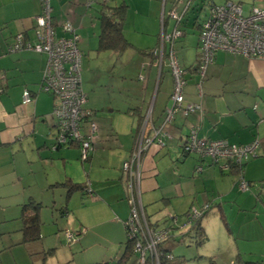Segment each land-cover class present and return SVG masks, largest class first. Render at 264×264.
<instances>
[{
    "label": "crops",
    "instance_id": "0c3cea01",
    "mask_svg": "<svg viewBox=\"0 0 264 264\" xmlns=\"http://www.w3.org/2000/svg\"><path fill=\"white\" fill-rule=\"evenodd\" d=\"M223 1L50 0L57 34H63L61 25L69 21L78 36L85 106L93 111L97 125L94 149L81 162L76 144L53 148L51 112L56 99L39 90L47 55L8 50L16 33L36 40L34 18L41 12V2L0 0V255H7L5 264L43 260L68 264L87 251L92 252L84 257L88 263L119 260L127 246L123 222L129 214L122 165L140 132L153 140L164 132L169 135L162 147L152 142L142 155L140 199L151 223L164 225L165 212L183 215L193 204L212 201L216 209L207 211L199 222L204 235L218 214L223 221L227 217L229 224L236 214L238 223L230 224L231 231L234 235L238 231L243 241L232 254L212 264L237 257L264 261V58L218 50L202 76L196 70L199 24L209 5ZM250 1L264 6V0ZM120 7L126 48L98 50L101 13ZM173 9L181 15L182 34L173 42H164V50L172 47L184 67V103H197L201 109L186 115L177 111L165 123L172 76L167 59L159 64L152 50L177 25L170 15ZM119 65H124L123 71L111 70L108 83L103 80L97 85L99 67ZM128 78L129 85L119 84ZM199 82L200 92L196 89ZM25 88L32 100L23 103ZM192 125L207 139L259 142L256 154L243 166L242 177L250 182L249 190L239 189L235 167L223 168L224 161L212 164L182 151ZM197 165L200 171H195ZM86 182L88 188L83 190L81 185ZM29 201L40 203L41 226L38 239L23 241L21 208ZM183 220L180 217V225ZM69 221L82 230L72 243L62 234V225ZM192 233L187 226L175 227L161 247L173 254L177 242Z\"/></svg>",
    "mask_w": 264,
    "mask_h": 264
},
{
    "label": "built area",
    "instance_id": "2783aa9c",
    "mask_svg": "<svg viewBox=\"0 0 264 264\" xmlns=\"http://www.w3.org/2000/svg\"><path fill=\"white\" fill-rule=\"evenodd\" d=\"M41 12L34 18L37 38L35 41L26 40L23 33H16L9 51L33 50L47 55L39 90L51 93L55 99L52 109L55 135L53 148L68 145L73 142L79 147V158L85 162L94 149L97 125L93 119V111L85 106L86 94L81 87V59L77 41L78 36L69 21L61 25L62 35H58L51 21L50 0H40ZM170 15L179 24L181 15L174 9ZM182 34L177 25L171 33L164 35L159 44L152 50L159 64L164 58L172 76V92L170 104L165 108L164 122L172 120L178 111L182 115L201 109L197 103H184L183 88L185 85L184 70L178 62L175 50L170 47L164 50V42H173ZM224 50L232 54H241L246 57L264 58V6L251 5L248 13H243L240 2L225 0L220 4L209 5L204 19L201 21L198 33L199 61L197 72L202 76L206 66L212 62L215 53ZM201 91L200 82L196 84ZM32 100L31 92L23 90L22 102ZM167 133L153 138H144L140 132L135 140L134 148L123 162V171L126 175L127 200L129 214L124 220L126 242L130 245L133 264H159V246L171 237L175 227L195 226L203 217L211 203H206L199 209L189 207L183 215L182 225L180 218L171 212H165L170 220L169 226H155L145 214L141 203L140 182L142 153L147 151L152 142L162 147ZM164 139V140H163ZM259 142L254 140L245 144L229 143L225 139H207L199 136V127L192 125L189 128L187 139L182 145L185 154H196L200 158H207L210 163L218 164L224 161L223 168L238 165V187L242 191L249 190V183L242 177L241 163L255 155ZM197 165L195 171H200ZM88 188V187H87ZM81 229L66 228L62 234L68 243H72L81 233ZM166 256L171 257V253ZM234 262V261H233ZM231 264H235V263ZM99 264H119V260H107Z\"/></svg>",
    "mask_w": 264,
    "mask_h": 264
},
{
    "label": "rangeland",
    "instance_id": "374dc122",
    "mask_svg": "<svg viewBox=\"0 0 264 264\" xmlns=\"http://www.w3.org/2000/svg\"><path fill=\"white\" fill-rule=\"evenodd\" d=\"M214 1L219 2L221 0H214ZM233 1H236V0H233ZM241 1L243 5V13L247 14L248 9L252 5V1L250 0H241ZM255 5H259V4H255ZM204 9L205 7L202 10ZM123 66L124 65L122 66L119 65V66H115V68L111 67V69L106 68L104 70L101 67H99L97 70V74H96L97 85L99 86L100 84L104 83L103 80L108 83V81L110 80L111 70H116V72H119L120 70L123 71ZM129 82H131V80L128 78L126 79V82L122 83V80L121 82L119 81V84L125 87L129 85ZM113 89H114V92L118 93L117 86H115ZM120 90L123 93L124 88H121ZM86 178L89 179L88 174ZM261 198L264 199V194L261 195ZM211 202L205 200V201H202L200 204H193L191 205V207L199 209L204 204L211 203ZM213 209H216V207L214 205L213 206L211 205L208 211H211ZM226 219L224 218V221L221 220L219 217V214L215 216L213 220H211V222L209 223V229H207V232L205 234V241L202 243H196V240L198 239H196L192 235L193 233L189 236H183L182 241L177 242V248L173 250V255L183 257L185 259V264H212L213 262L214 263L220 262V260H222V257L224 258V256L226 257L229 254H232L234 252L235 246L238 244L240 245L241 243H243V241L239 239L238 231H236L235 235L232 234V231H231L232 229H231L230 224L231 223L233 224V222L238 223L237 215L234 214L230 218V222H231L230 224ZM72 222L73 221H69L68 224L62 225V226H65L63 227V229L72 228V227L73 229H77L76 227H74ZM187 227L189 229H193L195 226L191 225ZM80 234L81 233H79L78 236ZM76 238H79V237H76ZM46 253L48 252L46 251ZM87 253H92V252L87 251L86 253H81V254L79 253V256L75 257L74 262L71 261L68 264H94V263H88V261L86 260L87 258H84L85 255H87ZM42 255L44 256L45 254H42ZM6 259H7V255H0V264H5ZM133 262H134V258L131 257L129 260L126 261V264H133ZM232 262L233 261L230 260L225 264H231ZM233 263L238 264L236 263V261H234ZM221 264H224V263H221Z\"/></svg>",
    "mask_w": 264,
    "mask_h": 264
},
{
    "label": "trees",
    "instance_id": "16d2710c",
    "mask_svg": "<svg viewBox=\"0 0 264 264\" xmlns=\"http://www.w3.org/2000/svg\"><path fill=\"white\" fill-rule=\"evenodd\" d=\"M181 22V20H180ZM179 22V24H180ZM177 24V26L179 25ZM201 24V22H200ZM199 24V28H200ZM179 29H181L178 26ZM182 31V29H181ZM127 41L125 40L122 32H121V7L120 8H110L109 12H102L101 13V32L99 35V44H98V50H105V49H113L117 52H120L124 50L127 46ZM199 61V57H198ZM183 70L184 67L182 66ZM198 68V64L196 67V70ZM73 144V142H69L68 145ZM256 154V153H255ZM200 158V157H199ZM203 159V158H201ZM249 159V158H248ZM247 159V160H248ZM243 161L241 163V169L243 170L244 163L247 161ZM213 164V163H212ZM235 167V169L238 171V165H231ZM248 182V181H247ZM250 185V182H248ZM73 184V183H72ZM73 186H76L73 184ZM87 187V182L81 185V188L85 190ZM211 206V205H210ZM40 208V203H36L33 201H29L25 204L22 205L21 208V219L23 222L22 226V234H23V241H30V240H35L39 238V228L41 226L40 218H39V210ZM209 209V208H208ZM208 209L204 212V214L208 211ZM29 210H32L29 212ZM186 212L183 214L185 215ZM203 214V216H204ZM174 216L177 217H182L183 215H177L174 214ZM222 218V215H221ZM167 223L164 225H159V226H169L170 222L169 220L165 217L164 218ZM201 220V219H200ZM200 220L196 223L195 227L193 228V236L198 239L196 240V243H202L205 241V235L202 231V227H200L199 222ZM155 226H158L157 224H154ZM127 246L125 249V253L123 256L120 257L119 259V264H125L127 260H129L132 257L130 245L126 242ZM159 262L160 264H185V259L180 256H175L173 255L169 250L163 249L161 246H159ZM167 253H171V257L166 256ZM45 255L47 254L46 252L44 253ZM44 255V256H45ZM236 263L242 262L243 264H264V261H243L240 257H237ZM37 264H46L45 261L43 260L40 263ZM146 264H151V261H147Z\"/></svg>",
    "mask_w": 264,
    "mask_h": 264
},
{
    "label": "flooded vegetation",
    "instance_id": "af4514ba",
    "mask_svg": "<svg viewBox=\"0 0 264 264\" xmlns=\"http://www.w3.org/2000/svg\"><path fill=\"white\" fill-rule=\"evenodd\" d=\"M144 152H145V151H144ZM144 152H143V153H144ZM143 153H142V155H143ZM141 157H142V156H141Z\"/></svg>",
    "mask_w": 264,
    "mask_h": 264
}]
</instances>
